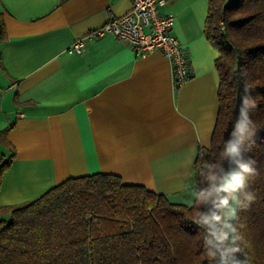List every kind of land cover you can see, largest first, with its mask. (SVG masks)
<instances>
[{"label": "crops", "instance_id": "0c3cea01", "mask_svg": "<svg viewBox=\"0 0 264 264\" xmlns=\"http://www.w3.org/2000/svg\"><path fill=\"white\" fill-rule=\"evenodd\" d=\"M130 0H0V204L31 201L70 177L114 173L170 201L192 204L199 150L219 111V51L206 37L210 0H173L172 33L192 76L175 87L168 58L137 56L108 34L82 53L68 47L130 11ZM215 61V62H214ZM176 202V201H172Z\"/></svg>", "mask_w": 264, "mask_h": 264}, {"label": "trees", "instance_id": "16d2710c", "mask_svg": "<svg viewBox=\"0 0 264 264\" xmlns=\"http://www.w3.org/2000/svg\"><path fill=\"white\" fill-rule=\"evenodd\" d=\"M3 18L0 11V42L7 39ZM204 24L219 51V111L211 145L194 162L195 178L199 183L202 165L219 159L246 73L258 128L248 155L260 176L250 186L255 201L240 216L250 264H264V0H210ZM12 157L0 158V189ZM198 211L118 174L70 177L34 200L0 204V264H210L193 222Z\"/></svg>", "mask_w": 264, "mask_h": 264}, {"label": "clouds", "instance_id": "9594fccd", "mask_svg": "<svg viewBox=\"0 0 264 264\" xmlns=\"http://www.w3.org/2000/svg\"><path fill=\"white\" fill-rule=\"evenodd\" d=\"M242 74V92L231 131L219 159L205 162L199 183L189 189L199 206L193 222L203 231V247L210 264H250L249 246L240 213L255 201L251 184L260 176L257 161L248 155L258 128L251 113L257 107L254 88Z\"/></svg>", "mask_w": 264, "mask_h": 264}, {"label": "built area", "instance_id": "2783aa9c", "mask_svg": "<svg viewBox=\"0 0 264 264\" xmlns=\"http://www.w3.org/2000/svg\"><path fill=\"white\" fill-rule=\"evenodd\" d=\"M172 1L130 0V11L76 38L68 47V51L82 53L88 42L111 34L131 44L137 56L161 51L171 63V76L175 87L179 88L191 78L192 66L188 52L179 38L172 33L176 16L160 11L161 7Z\"/></svg>", "mask_w": 264, "mask_h": 264}, {"label": "rangeland", "instance_id": "374dc122", "mask_svg": "<svg viewBox=\"0 0 264 264\" xmlns=\"http://www.w3.org/2000/svg\"><path fill=\"white\" fill-rule=\"evenodd\" d=\"M173 199H174V198H173ZM173 199H172V201H176V202H179V201H180L179 198H178V199H175V200H173Z\"/></svg>", "mask_w": 264, "mask_h": 264}]
</instances>
